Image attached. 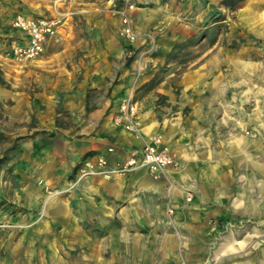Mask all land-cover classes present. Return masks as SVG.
Segmentation results:
<instances>
[{
	"label": "rangeland",
	"instance_id": "obj_1",
	"mask_svg": "<svg viewBox=\"0 0 264 264\" xmlns=\"http://www.w3.org/2000/svg\"><path fill=\"white\" fill-rule=\"evenodd\" d=\"M18 17L58 20L35 57L13 50ZM116 84L144 141L164 138L143 106L181 107L170 140L186 154L166 145L175 163L154 177L169 194L125 213L145 225L100 224L78 200L104 176L82 175L95 155L79 137ZM0 264H264V0H0Z\"/></svg>",
	"mask_w": 264,
	"mask_h": 264
},
{
	"label": "crops",
	"instance_id": "obj_2",
	"mask_svg": "<svg viewBox=\"0 0 264 264\" xmlns=\"http://www.w3.org/2000/svg\"><path fill=\"white\" fill-rule=\"evenodd\" d=\"M123 80L119 78L120 83H123ZM98 81L111 86L110 81L105 79L102 74L98 77ZM120 89L117 88L116 84L113 87L111 97H107L104 102L92 110L89 124L83 126L88 127V130L93 134L89 138L80 136V141H78L81 145V151H91L95 155L92 156V159L98 156L105 157L108 165H113L119 160L125 159L131 152H139L144 143V138L136 137L113 123V116L118 109L117 98L121 93ZM159 90L166 96L171 94L169 89L161 87ZM174 104L172 101V103L159 108L143 106L141 108L142 126L144 133L161 135L164 138L163 143L167 146L169 144L177 156L183 159L186 154L183 151L185 140L178 141L182 147L181 149H176L178 143L174 145L173 140L172 142L170 140L175 132V124L178 122V116L176 115L181 111L180 105L175 106ZM192 110V113H195L196 107ZM246 141L251 142L253 140L245 139ZM242 152L245 153V151ZM79 184V202H83L85 199L92 209L103 211L104 216H102L103 214L98 216L99 220L104 217L103 222H100V224H148L146 218H144L145 221L141 222L143 219L141 220L139 214L130 220V218L125 217V213L127 211L156 210L158 204H155V199L169 194L166 180L154 178L145 169L133 170L110 177L90 175L85 177ZM233 200L234 208L236 209L237 205L240 208L241 199L234 197ZM148 220L150 222L152 218L150 217ZM228 248L231 249V245ZM232 249L234 248L232 247Z\"/></svg>",
	"mask_w": 264,
	"mask_h": 264
},
{
	"label": "built area",
	"instance_id": "obj_3",
	"mask_svg": "<svg viewBox=\"0 0 264 264\" xmlns=\"http://www.w3.org/2000/svg\"><path fill=\"white\" fill-rule=\"evenodd\" d=\"M122 20L124 22L123 32L129 38H133L134 35L127 18L124 16ZM13 24L28 34V39L23 44L13 43L14 52L21 57H35L43 51L46 39L57 32L58 20L56 17H18ZM114 120L116 124L121 125L129 132L138 134L137 102L131 98L122 100ZM174 163V156L163 143L162 138L153 136L144 141L139 152H131L123 161L115 163L114 166L108 165L106 159L101 156L94 159L86 158L82 167V175L99 173L110 177L114 174L122 175L129 171L145 169L153 177H158Z\"/></svg>",
	"mask_w": 264,
	"mask_h": 264
}]
</instances>
